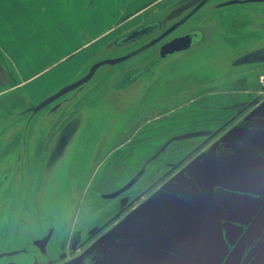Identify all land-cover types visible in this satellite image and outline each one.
I'll return each instance as SVG.
<instances>
[{"label":"rangeland","instance_id":"374dc122","mask_svg":"<svg viewBox=\"0 0 264 264\" xmlns=\"http://www.w3.org/2000/svg\"><path fill=\"white\" fill-rule=\"evenodd\" d=\"M64 1L69 4V8L63 11V7L67 6ZM152 1L154 0H0V47L17 80L27 83L26 91L32 98V103L36 104L84 74L96 59L126 51L113 48L112 52L103 53V47L116 38L112 39L114 33L108 34V29L125 15L131 14L135 7ZM170 1L172 0H156L145 15L140 12L133 16L127 26L132 27L144 16L153 15L158 8ZM40 4L47 6L46 10L41 11L38 18L33 14L31 17L32 10L39 11ZM50 4L58 8L51 14ZM234 6L236 5H232ZM59 13L62 14L58 15ZM213 35L209 38L215 42L210 41L212 46L210 49L207 47L211 56L241 47L249 50L256 47V44L264 43V33L255 41L249 40V43L244 40L220 39L223 40L221 42L215 39L218 35ZM237 36L233 35L235 38ZM196 52L198 51L193 49L188 57L202 60L203 56H196ZM182 61L188 64L193 62L188 59ZM133 63L126 61L115 70L103 72L98 78V81L101 80L94 87L91 80L85 90L78 93L77 97L81 96L80 99H73L74 96L68 105H64L57 118L42 109L32 120L27 113L13 119L21 123L13 129V134L1 135L0 158H4L0 159V165H13L20 155L19 165L31 164L35 168L37 178L34 180L32 208L42 222L48 215L56 214H60L58 219L64 216L72 219L77 212L78 202L86 191L90 201L88 210L91 211L87 212L90 215L89 223L93 225L88 231V238L124 212L130 211L128 220L131 222L124 224L121 221L119 226L113 227L115 237L106 242L109 246L114 240L123 239L127 240L126 246H130L120 258L114 260V264H212V250H222L223 243L227 244L230 257L236 255L237 264L238 261L242 264H264V149L260 140H255L253 144L256 135L252 136V124H264V108L256 109V114L255 109L251 111L255 104L264 99V88L261 85L257 88L258 92H254L249 88L251 78H246L250 70L258 69L264 63L222 76H217V73H211L210 70L205 73L199 67L188 69L193 70V73L180 77L181 72H175L173 74L176 78L161 85L156 97L148 95L126 123L121 111H115L111 107L103 108L104 96L99 94L107 81L116 77L120 69ZM190 65L193 67L194 63ZM130 99V96L125 97L127 103ZM17 103L19 102L16 101ZM80 113L83 115V126L68 148L61 167H55V171H47L48 152L51 151L52 156L57 155L60 150L57 147L59 136L64 131L72 133ZM55 118L56 122L49 128V122ZM148 119L156 122L149 126ZM70 123H73L71 129ZM225 125L226 140H221L220 136L215 143H200L194 151L205 149L206 153L197 164L200 168V181L205 180L207 183L206 174L211 170L225 184L221 187L224 191L219 188L216 190L226 216L220 222L215 221V227L211 222L205 221L204 217L196 220L199 229L197 226L194 229H198L199 233L193 239L188 232L192 229L188 227L190 220L187 210L191 195L186 184L189 182L188 169H194L190 165L187 168L184 163L182 165L185 167L174 176L171 169V174H161L171 167L167 161L182 159L180 162L187 163L193 156L191 147L194 143L190 139L180 138V134L203 130L200 134H209L211 138L219 134ZM144 126L147 127L145 132ZM6 129V132L10 130L8 127ZM246 139L250 141V145H245ZM233 140L238 141L239 146L225 145ZM53 144L57 146L54 147ZM54 148L55 152L52 151ZM38 155L42 158L37 159ZM204 162L205 169L202 167ZM136 172L143 173V178L133 194H120L116 198L107 194L127 185ZM26 177V173H23V180ZM23 180L17 176L13 181L3 184L0 193L4 203L10 196L5 194V190L9 187L7 191L12 193L13 189H22ZM146 185L149 186L143 188ZM111 198H114L113 201L107 202ZM244 204L247 208H255V211L244 212V209H240ZM95 207L96 211H92ZM8 208L10 209L6 203L3 206L4 212L0 213V225H4L2 230L8 218ZM247 214L250 216L247 217ZM205 225L208 229H205ZM68 230L69 228L65 229L67 234ZM206 231L211 238L208 239ZM247 243H253L252 253H245ZM98 260L112 262L107 256Z\"/></svg>","mask_w":264,"mask_h":264},{"label":"flooded vegetation","instance_id":"af4514ba","mask_svg":"<svg viewBox=\"0 0 264 264\" xmlns=\"http://www.w3.org/2000/svg\"><path fill=\"white\" fill-rule=\"evenodd\" d=\"M153 2H156V0L150 2L149 4H145L140 8L141 10H143L144 15L149 11V8L151 7L150 5ZM232 5L236 6L232 7ZM162 7L163 6H161L160 8ZM160 8H158V10ZM187 13L188 12L180 16L171 24L180 21ZM149 16H144L141 21L125 31H123L122 28H118L113 32L114 36L112 37V39L131 30L132 28L149 18ZM260 19L261 22L259 23ZM258 24H260L261 29L264 28V0H207L197 10L190 14L187 19L184 20L179 26H177L170 34L158 40V42L151 45L150 47H147L145 50L139 52L138 54L130 58L131 60H127L134 62L132 65H126L127 67L135 66L139 61H143L153 57L156 49H158L161 44L171 40L176 35L184 33L185 31L194 32L196 30L193 33L194 37L191 41L193 46H200L201 44L209 43L211 41L210 38H207V35L209 34H214L213 36H215V34L218 35V37L215 36V39L221 42H223V40L220 39H225L226 41L244 40L245 42L249 43L251 42L249 40L255 41L256 38L260 36V34H262L263 36V33L258 31L260 29L258 27ZM233 35L238 36L235 38L233 37ZM156 36L157 34L148 38L146 41L141 42L140 44L130 47L123 53L135 51L140 46L151 41ZM228 37L230 39H227ZM0 59L2 62V64L0 63V88L3 86L5 87L4 91H0V122H2L5 118H7V116H9L11 112L10 108H12L14 104H16V101L19 102V104L26 105L28 107L33 103L30 99H28V97H25V95L23 94V89L18 86V83L15 81V78L12 75V72L9 70L8 64L3 59L1 54ZM242 59H247V61L259 62V60H249V55H243ZM249 72L250 73H247L248 75L246 76V78H251L252 80L250 82L251 85L249 88L253 89L254 92H258V87H261L262 85V87L264 88V65H262V67L258 69L250 70ZM258 108H264V99H261L257 104H255L251 108V111L255 109L254 114H256V109L258 110ZM254 114L250 118H252ZM262 114L264 120V111H262ZM148 121L149 126H151L153 122H156V120L154 121L153 119H148ZM238 121L239 120H237V122ZM230 126H232V124ZM252 126V136L256 135L253 140V144L255 140H260V143L264 149V138H262V135H264V124H252ZM226 127L227 125L223 127L219 134H215L211 138L209 137V134L201 135L200 132L203 130H194L182 133L180 134V138H186L188 140L190 139V141L194 143L191 147V149L194 151L200 143H204L207 141L215 143L220 138V136L221 140H226ZM143 128V132H145L147 130V127L144 126ZM239 138L241 140H244V138ZM245 143V145L251 144L248 139H246ZM227 144L239 146V142L236 140L226 142L225 145ZM204 151L205 149L194 151L193 156L190 159L192 160L191 164H189L190 160H188L187 163L180 162L182 161V159L167 161V164H170L171 167H168V169L164 170V172L161 174L169 175L171 174L169 169H171V171L173 172L172 176H174V174L180 171L181 168L183 169L184 165L182 164L184 163L186 164L187 168L190 165L194 169L193 171L191 170V167L188 169L187 176L189 182L188 184H186L187 190L191 195L188 198L187 210L189 213L188 218L190 220L188 227H191L192 229H190V231L188 232L193 239H195L199 233V227L196 224V220L198 221L199 218L202 219L204 217L205 221L211 222L212 226L215 227V221L220 222L224 220L223 216H226V213L224 214V211L221 208V203L218 201V191L216 190L219 188L224 191L225 189H222L221 187L225 184H222L216 174H212L211 170H209V172H207L206 174L207 183L205 180L204 182H201L199 179L200 174L198 175V173L200 172V168H198L197 164L200 163L201 160H203L206 154L204 153ZM16 158H18L17 162L13 165L9 163L8 165L0 167V173H7L4 184L10 182L11 180L13 181V179L17 176L21 178V180H23V173H26L27 176L25 178V180L27 181H22V183L24 184H21L22 189L17 188L15 190L11 187L13 189L12 193H8L7 190H9V187L7 188V190H5V194H9L10 196L8 195L9 198L6 199L5 203L4 200L2 201L0 213L4 212L3 206H5L6 203H8V207H10V209L8 208V218L3 230L2 227L4 225H0V264H114V260L120 258L121 254L124 253V250L129 249L130 246H126L127 240L123 241V239H113L114 242L109 246L106 245V242H109L110 239L115 237V233L112 231L113 227L115 228L116 226H119L121 221L124 224H128V222H131L128 220L130 211L124 212L118 219L106 224L105 226H103V228H100L94 234V236L88 238V231L92 228L93 225L91 222L89 223L90 215L87 213L91 212L88 210L90 201L87 199V191L84 193V195L81 196L77 205V212L74 214L73 218L71 219L67 217V219H69L68 224L66 221V216L62 217V219H58V216L60 214H56L54 216L48 215V218L43 222L41 221V219L39 220V218H37L38 215H35L33 213L32 208L34 180H36L37 178V172L31 164L28 166L19 165L18 161L20 159V155ZM41 158L42 156H37V159ZM194 162L196 165L194 164ZM205 166L206 164L204 162L202 164V167L204 168ZM203 174L205 175V173ZM142 178L143 173L136 172L129 179L127 185L117 191L107 194L114 196V198H116L120 194H133L134 190L139 187V183ZM237 185L240 186V184ZM148 186L146 185L143 188H146ZM220 193L225 194L224 192ZM135 194L138 195L137 193ZM114 198H111L107 202L113 201ZM14 204L15 206L12 207V205ZM91 204L96 205V203L92 202ZM240 209H244V212L255 211V208L254 210L251 208H247L245 204L244 207L243 205H241ZM92 211H96V207L93 208ZM246 216L249 217L250 214H247ZM196 226L198 228L197 230L194 229ZM68 228L69 230L67 234L65 232V229ZM205 229H208L207 226ZM222 229L223 227L221 226V233L224 232V230ZM205 233L208 234V239L211 238V235L208 231H206ZM223 238L225 239V236H223ZM225 242L227 241L225 240ZM223 244L224 248L222 250H217L216 248L212 250V255L214 258L212 264H237V262L235 261L236 255L230 257L227 244ZM253 248V243L251 245L247 243L244 251L245 253H252ZM203 249H205V247H203ZM106 256L112 260L111 263H106L98 260L99 258H104ZM238 262V264H242L240 261Z\"/></svg>","mask_w":264,"mask_h":264},{"label":"water","instance_id":"95a60500","mask_svg":"<svg viewBox=\"0 0 264 264\" xmlns=\"http://www.w3.org/2000/svg\"><path fill=\"white\" fill-rule=\"evenodd\" d=\"M206 1L207 0H176L175 2L163 7L161 10L157 11L131 30L117 36L103 47V53L108 51L112 52L113 48H117L118 50H128L127 48L140 44L141 42L146 41L148 38L157 34V36L151 41L140 46L135 51H130L128 53H123V51L119 55L104 56L102 58L96 59L88 66L84 74L73 79L71 82L64 84L45 98L36 102V104H32L27 108L15 111L0 125V137L1 135L3 136V134L5 136L7 134L14 133L13 129L18 127L21 122L17 123L13 121V119L18 118V116L21 114H30L29 118L32 120V118L40 110L46 109L49 111V115L56 116L57 118L58 115L62 113L64 105L66 103L68 105L74 96L75 97L73 99H80L81 96L77 97L78 93L82 90L84 91L87 87L86 85H88L91 80L93 87L96 86L101 80L99 79L98 81V78L101 76V74H103V72L108 73L109 71L117 69V67L123 65L124 62L139 52L145 50L147 47H150L151 45L158 42V40L170 34L177 26L186 20L190 14L197 10ZM186 12L188 13L180 21L171 24ZM260 22L261 19L259 20V23ZM258 27L260 28L258 31L264 33V28L261 29L260 24H258ZM194 32L185 31L180 35H176L171 40L161 44L160 47L156 49L153 57L139 61L135 66H128L126 68L120 69V72L116 75V77L107 81L104 89L99 94L104 96L105 105H103V108L111 107L115 111H121V113L125 116L126 123H128L140 104L144 102V99H147L148 95H150L152 98L156 97L159 93L158 90L161 85H166L165 82H170L176 78V75L174 76L173 74L175 72L180 71L181 74L178 76L180 77L185 74L189 75L193 73V70L189 71L188 69L199 67L202 70H205V73L209 72L210 70L211 73H217V76H222L243 68L252 67L254 64L264 63V43L256 44V47L249 50H246L247 47H241L238 49L229 50L228 52L217 56H211L210 51H207V47L210 49L212 46L211 43L193 46L191 41L194 37ZM210 36L211 34L207 35V38ZM193 49L198 51L195 54L196 56H203L202 60L198 61V59L188 57V54H190L189 52L192 53ZM96 55H99V53ZM243 55H249V60H259V62L247 61V59L244 60L242 59ZM181 56H183L182 59L180 58ZM184 59L193 61V67L190 65L192 64L191 62L188 64V62L182 61ZM182 63L184 64L181 65ZM68 94H70V96H68ZM126 96L131 97L129 103H127L125 100ZM69 109L70 107L67 108V110ZM82 117L83 115L80 113V116L78 117L79 121L75 123L77 126L71 131V134L70 132L64 131L59 136V146L53 144L54 147L57 146L60 150H58L56 156H52L51 151L48 152L49 154L46 160V169H48L47 171H55V167H61L63 158L66 156L68 148L71 146L73 140L77 137L83 126ZM56 118L49 122V128L56 122ZM69 125L71 129L73 123H70ZM7 127L8 129L10 128L8 132H6ZM54 150H56V148H54L52 151ZM3 158L4 157L2 156L0 159ZM1 166L5 165L1 164L0 167ZM6 177L7 173H0V190ZM1 206L2 200L0 193V208Z\"/></svg>","mask_w":264,"mask_h":264},{"label":"crops","instance_id":"0c3cea01","mask_svg":"<svg viewBox=\"0 0 264 264\" xmlns=\"http://www.w3.org/2000/svg\"><path fill=\"white\" fill-rule=\"evenodd\" d=\"M54 1H56V0H54ZM175 1H176V0H172V1L168 2L165 6L171 4V3L175 2ZM146 2H147V1H146ZM146 2H145L143 5H141L140 7H138V8L135 7V10H134L131 14L125 15L122 19H120V20H118L116 23H114V25H112V26L108 29V31H109L108 34L114 32V31L117 30L118 28H122V29H124V28H130L131 25H130V26H127V23L133 18V16H136V15L139 14L140 12H141V13L143 12V10H141L140 8L143 7V6L146 4ZM134 3H135V1H134ZM64 4H67V6L63 7V11H64V9L67 10V9L69 8V4H68L66 1H64ZM19 6H20V5H19ZM39 6H40L39 11L36 12V11H33V10H32L33 13L30 14L31 17H32L33 15H35V17L38 18V16L40 15V12H41V11L43 12L44 10H46L45 7H47V6H45L44 4H40ZM48 6H49V10H50V13H49V14H51V13L55 12L56 10H58V8H56L55 5H54V6H51V4H50V5H48ZM165 6H163V7H165ZM66 7H67V8H66ZM163 7H162V8H163ZM162 8H160L159 10H161ZM159 10H157V11H159ZM52 11H53V12H52ZM157 11H156V12H157ZM156 12H155V13H156ZM34 13H36V14H34ZM32 14H33V15H32ZM49 14H48V15H49ZM61 14H62V13H61ZM61 14L59 13L58 15H61ZM149 17H150V16H149ZM45 18H46V16L43 17L44 20H45ZM43 22H44V21H43ZM125 26H126V27H125ZM0 54L2 55L3 59H4V60L6 61V63L8 64L9 70L12 72V75L14 76L15 81L18 83V86H19L20 88L24 89L23 94L25 95V97H30V96L28 95L27 91H26V88H25V86L27 85V83H24L25 81H20V80L18 81V80H17L16 76H15L14 73H13L12 67H11V65H10V63H9V60H8V58L4 55V53H3L1 47H0ZM0 63L2 64L1 59H0ZM4 89H5V87L3 86V87L0 88V91H4ZM30 98H31V97H30ZM30 98H28V99H30ZM30 100H32V98H31ZM25 107H26V105H22V104H19V103H17L16 105L14 104V106H13L12 108H10L11 112H10L9 116L12 115L15 111H17V110H21V109H23V108H25ZM9 116H7V118H8ZM7 118H5L2 122H0V125H1V124H2Z\"/></svg>","mask_w":264,"mask_h":264}]
</instances>
